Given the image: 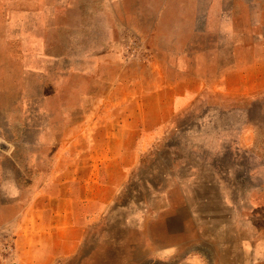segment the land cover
<instances>
[{
  "label": "rangeland",
  "instance_id": "rangeland-1",
  "mask_svg": "<svg viewBox=\"0 0 264 264\" xmlns=\"http://www.w3.org/2000/svg\"><path fill=\"white\" fill-rule=\"evenodd\" d=\"M262 66L264 0H0V264H264Z\"/></svg>",
  "mask_w": 264,
  "mask_h": 264
},
{
  "label": "crops",
  "instance_id": "crops-1",
  "mask_svg": "<svg viewBox=\"0 0 264 264\" xmlns=\"http://www.w3.org/2000/svg\"><path fill=\"white\" fill-rule=\"evenodd\" d=\"M248 70H250L249 73H251L252 75L254 74L253 72L258 71L257 69H253L251 66L248 69H246V71H248ZM259 71H260L259 74H264V66H262ZM235 73H238V71L237 70L228 71V74H235ZM252 75H251L250 79L247 81V84H248V87L250 88V91H253V89H259L258 88L260 86L259 83L262 82V81L254 82ZM227 81H228V79H227ZM228 83H230V81H228ZM191 84H192V82H191ZM202 86H203V84L200 80H197V79L194 80V83L191 85V88H188L191 91L190 92L188 91L186 95L188 96L190 93L191 94H197L199 92V90L202 89ZM235 89H238V88H235ZM53 181H55V180H53ZM52 195H53V198H49V196L46 194H43V195L40 194L38 196L39 198H37V200L41 201L42 204L46 200H50L49 202H51L52 201L51 199H53L54 202H57V205H54L53 206L54 208H52V210H50V209L46 210V207H43L42 210L39 209V212L40 213L42 212L43 216H45V217L47 216L49 218H52L53 216L70 218V217L74 216V211H75L74 204H75L76 198L73 196V194H71V193H68V194L52 193ZM69 231L67 232V234L71 233ZM63 232H66V231H63ZM60 233H62L61 230H60ZM65 239H68V243L71 242V236L70 235L68 237H65Z\"/></svg>",
  "mask_w": 264,
  "mask_h": 264
},
{
  "label": "bare ground",
  "instance_id": "bare-ground-1",
  "mask_svg": "<svg viewBox=\"0 0 264 264\" xmlns=\"http://www.w3.org/2000/svg\"><path fill=\"white\" fill-rule=\"evenodd\" d=\"M205 209V208H204ZM230 243V242H229ZM243 261V260H242Z\"/></svg>",
  "mask_w": 264,
  "mask_h": 264
}]
</instances>
